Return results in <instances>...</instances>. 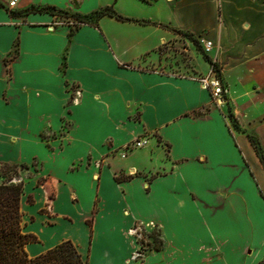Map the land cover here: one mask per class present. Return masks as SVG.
<instances>
[{"label": "crops", "instance_id": "obj_1", "mask_svg": "<svg viewBox=\"0 0 264 264\" xmlns=\"http://www.w3.org/2000/svg\"><path fill=\"white\" fill-rule=\"evenodd\" d=\"M0 1V155L38 160L45 181L24 185L32 256L69 239L87 264H264V168L226 115L264 155V0ZM31 5H112L134 20L104 15L71 29L55 14L18 13ZM179 31L212 42L220 103L198 81L204 57L192 76L160 68L163 44L195 43ZM64 120L62 136L40 137ZM137 137L147 143L123 149ZM141 148L149 163L126 159ZM136 223L156 225L162 246L136 253Z\"/></svg>", "mask_w": 264, "mask_h": 264}, {"label": "trees", "instance_id": "obj_2", "mask_svg": "<svg viewBox=\"0 0 264 264\" xmlns=\"http://www.w3.org/2000/svg\"><path fill=\"white\" fill-rule=\"evenodd\" d=\"M0 6L4 4L0 1ZM13 13V11H10ZM27 12H48L50 14H62L66 17H72L76 20V26L89 24L96 26L97 21L104 15L112 16L119 20H134L118 14L112 5L98 7L88 13L69 12L63 9H57L53 6L31 5L18 13ZM184 36L197 43V39L190 32L179 31ZM204 59L208 61L210 67L218 75L217 65L207 54H203ZM228 118L231 125L237 130H242L248 137L255 153L264 168V155L260 141L256 134L247 132L240 128L237 120L229 111ZM13 169L26 167V164H13ZM22 182L14 181L12 177L0 182V264H87L83 260L76 246L69 239L62 240L44 252L29 256L24 248L28 242L36 241V237L30 233L23 232L22 213L20 211V197L22 195ZM162 239L152 237V248H160Z\"/></svg>", "mask_w": 264, "mask_h": 264}, {"label": "rangeland", "instance_id": "obj_3", "mask_svg": "<svg viewBox=\"0 0 264 264\" xmlns=\"http://www.w3.org/2000/svg\"><path fill=\"white\" fill-rule=\"evenodd\" d=\"M184 5V4H183ZM181 5L180 10L178 11V17H182L184 15V9ZM182 8V9H181ZM58 21H62L64 23H67L71 29H73L76 26V20L72 17H66L63 16L62 14H57ZM169 16L174 19L176 16V11H173L172 13L170 12ZM185 37L181 36V41L178 42H166L161 46L160 49V55H161V67L160 68H166L168 70L176 71L179 74H185L187 73L188 75H193L192 72L195 70L193 69L192 65L198 60L200 61V65L202 68L205 67L203 64V57L205 54L202 50L201 44L199 40H197V43H189L187 45L186 40L184 39ZM204 39V38H203ZM68 89L71 93V95L74 97L76 95V90L77 88L75 85H69ZM225 94V93H224ZM72 97V98H73ZM230 111V109H229ZM228 111V112H229ZM226 111V115L228 114ZM69 126V122L67 120H64L62 122V126L59 131L57 132H51L49 130H44L40 132V137L48 141L52 138H58L62 136L65 131L67 130ZM133 140V139H132ZM154 144V142L151 140L148 145ZM127 148H139V147H132L128 146ZM123 149H126L123 147ZM121 150L120 154L123 156L124 150ZM7 152V149L4 147L0 146V153ZM157 154V153H156ZM161 154V153H160ZM2 155V154H1ZM0 155V182L6 180L8 177H12L14 181H21L23 186H22V195L20 197V211L22 213V223L23 225V232L28 233V226L30 223V209L31 206L30 204L33 202L32 196L27 194L26 187L30 183V181L33 179H36V183L33 181L32 183H35L36 186L44 187V179L42 181L41 178L37 177V170L39 168V162L38 160H29L27 162L24 161V164H26V167H17L16 169H13V164H21L20 161H9L2 159V156ZM155 155V154H154ZM162 155V154H161ZM160 155V156H161ZM144 158L147 162L149 161V154H148V149H137L134 152H127V158H132L135 160H140ZM152 160V159H151ZM160 160V159H157ZM149 163V162H148ZM96 164V163H95ZM99 164H96V167H98ZM53 197V192L51 191H46L45 193V201L44 203L40 206L39 213L49 212V203L48 200ZM134 231L133 234L136 238V253H144L148 248L152 247V237L154 236L157 239H161L159 229L156 225L154 224H141V223H136L134 224ZM28 243L25 244L24 248L29 256H32L30 251L28 250ZM141 256V255H140ZM81 257L83 260H85V255L81 254Z\"/></svg>", "mask_w": 264, "mask_h": 264}, {"label": "built area", "instance_id": "obj_4", "mask_svg": "<svg viewBox=\"0 0 264 264\" xmlns=\"http://www.w3.org/2000/svg\"><path fill=\"white\" fill-rule=\"evenodd\" d=\"M16 0H10L8 5L11 7L15 4ZM199 42L201 44L202 50L205 54L209 53L212 48V42L208 39L200 38ZM211 73V74H210ZM201 86L207 89L210 93L211 98L220 103L223 100V96L225 93L224 86L222 82L216 75L215 71L210 67L208 75H202L198 78ZM147 143V139L145 137H137L127 143L124 147L127 148L128 146L132 147H142Z\"/></svg>", "mask_w": 264, "mask_h": 264}]
</instances>
